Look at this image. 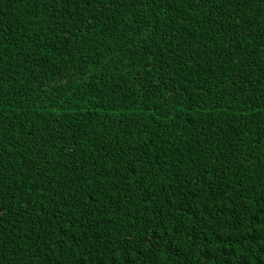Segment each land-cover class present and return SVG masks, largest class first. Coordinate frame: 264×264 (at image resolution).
<instances>
[{
	"label": "trees",
	"instance_id": "16d2710c",
	"mask_svg": "<svg viewBox=\"0 0 264 264\" xmlns=\"http://www.w3.org/2000/svg\"><path fill=\"white\" fill-rule=\"evenodd\" d=\"M0 264H264V0H0Z\"/></svg>",
	"mask_w": 264,
	"mask_h": 264
}]
</instances>
